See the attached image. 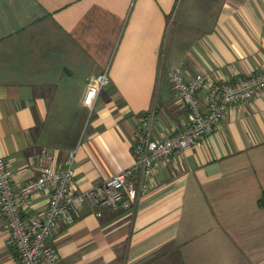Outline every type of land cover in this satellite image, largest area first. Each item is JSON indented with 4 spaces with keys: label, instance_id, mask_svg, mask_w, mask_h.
Listing matches in <instances>:
<instances>
[{
    "label": "crops",
    "instance_id": "obj_1",
    "mask_svg": "<svg viewBox=\"0 0 264 264\" xmlns=\"http://www.w3.org/2000/svg\"><path fill=\"white\" fill-rule=\"evenodd\" d=\"M176 67L187 79L258 74L264 0H0V157L16 187L75 151L73 188L87 191L133 165L143 121L156 139L183 129ZM106 70L89 108L88 84ZM50 194L24 215L43 217ZM97 212L59 222L60 264H264V92L160 161L130 209ZM0 264H22L1 211Z\"/></svg>",
    "mask_w": 264,
    "mask_h": 264
},
{
    "label": "built area",
    "instance_id": "obj_2",
    "mask_svg": "<svg viewBox=\"0 0 264 264\" xmlns=\"http://www.w3.org/2000/svg\"><path fill=\"white\" fill-rule=\"evenodd\" d=\"M170 78L187 106L190 122L166 137H153L149 121H143L137 133L133 165L87 191L73 188L75 151L63 167L45 166L42 173L16 187L13 172L0 157V211L5 216L12 241L18 248L22 264H60L59 254L50 243L61 220L72 223L75 212L89 205L102 215L104 207L128 210L148 190L157 164L172 161L174 155L198 144L220 124L232 105L250 101L264 92V67L255 75L239 76L235 80L212 79L198 73L187 79L180 67L171 70ZM111 83L108 70L94 75L88 84L84 104L92 108L99 91ZM206 89L205 100L200 96ZM139 172V184L134 177ZM51 189L48 208L41 218L24 215L36 195Z\"/></svg>",
    "mask_w": 264,
    "mask_h": 264
}]
</instances>
